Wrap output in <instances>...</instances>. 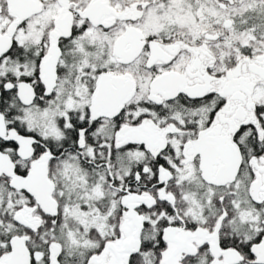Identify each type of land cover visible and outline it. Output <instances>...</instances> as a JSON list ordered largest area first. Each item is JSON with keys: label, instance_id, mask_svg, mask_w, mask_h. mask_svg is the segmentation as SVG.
<instances>
[{"label": "snow or ice", "instance_id": "1", "mask_svg": "<svg viewBox=\"0 0 264 264\" xmlns=\"http://www.w3.org/2000/svg\"><path fill=\"white\" fill-rule=\"evenodd\" d=\"M0 264H264V0H0Z\"/></svg>", "mask_w": 264, "mask_h": 264}]
</instances>
